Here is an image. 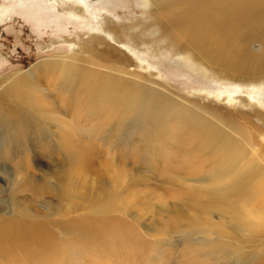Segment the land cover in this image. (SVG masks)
Returning <instances> with one entry per match:
<instances>
[{"label":"rangeland","instance_id":"rangeland-1","mask_svg":"<svg viewBox=\"0 0 264 264\" xmlns=\"http://www.w3.org/2000/svg\"><path fill=\"white\" fill-rule=\"evenodd\" d=\"M242 4L239 15L257 21L264 0H216ZM165 9L150 0H0V212L60 225L123 220L146 246L134 264H261L264 33L252 22L200 52L164 21ZM105 21L124 43L103 32ZM73 72L115 76L137 102L93 96ZM19 76L35 84L25 100L7 92ZM151 81L169 102L141 108Z\"/></svg>","mask_w":264,"mask_h":264},{"label":"bare ground","instance_id":"bare-ground-1","mask_svg":"<svg viewBox=\"0 0 264 264\" xmlns=\"http://www.w3.org/2000/svg\"><path fill=\"white\" fill-rule=\"evenodd\" d=\"M150 1L164 2L166 6L163 11L164 21L170 27L188 31L191 40L195 41L200 52L202 45L217 33L225 36L230 35L233 31L252 24V22H256L253 31H263L264 33V8L260 10V17L257 21H252L251 13L245 16L239 15V10L245 4L219 7L216 5V0ZM211 4L213 11L210 15H204V10ZM70 9L77 14L80 13L78 8L70 6ZM103 32L112 35L116 43H124L116 36L119 33V28L111 21H105ZM98 39L95 41L101 43L103 40L99 37ZM87 47L88 44L85 45V48ZM113 50H115L114 47ZM228 61L230 65L233 64L232 58H228ZM53 66L54 64H48L47 69L50 70ZM263 67L262 63L258 65V68ZM73 74L76 78L71 74L72 81H76L73 83L88 91L90 89L94 93L93 96L108 95L124 98L128 95L130 96L128 101L132 103V106L137 102L135 98H138L139 94H136L135 90L129 93L127 90L124 92L123 80L117 82L113 73L114 78L97 77V79L94 78L96 76L86 72H73ZM128 74L133 77L137 75L134 72H128ZM148 79L151 80V78ZM88 82L91 84L85 86V83ZM34 85L23 76L15 77L11 79L7 92H18L17 97L25 100ZM145 87L143 100L146 104L141 101L139 104L141 108H151L152 102L155 100L163 99L164 102H169L168 96L159 91L161 90L159 84H154L151 81ZM164 105L161 106L164 107ZM110 219L80 217L63 223L61 226L59 222L45 216L41 217V215L25 217L24 215H9L6 212L4 214L0 212V264H134L135 260L138 261L139 257L142 258L145 255L146 246L143 244V240L141 241L139 233L126 226L123 220L119 219L115 222V219H113L114 221L112 219L110 221ZM60 233L79 235L81 242L80 244L73 243L72 240L60 242ZM261 264H264V257Z\"/></svg>","mask_w":264,"mask_h":264}]
</instances>
